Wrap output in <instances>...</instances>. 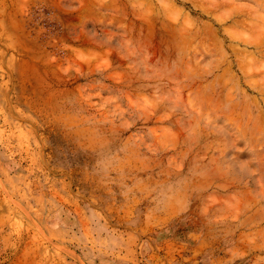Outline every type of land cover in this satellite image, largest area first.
Instances as JSON below:
<instances>
[{"label":"rangeland","instance_id":"rangeland-1","mask_svg":"<svg viewBox=\"0 0 264 264\" xmlns=\"http://www.w3.org/2000/svg\"><path fill=\"white\" fill-rule=\"evenodd\" d=\"M0 264H264V0H0Z\"/></svg>","mask_w":264,"mask_h":264},{"label":"bare ground","instance_id":"bare-ground-1","mask_svg":"<svg viewBox=\"0 0 264 264\" xmlns=\"http://www.w3.org/2000/svg\"><path fill=\"white\" fill-rule=\"evenodd\" d=\"M208 25V24H207ZM205 28V27H204ZM206 29V28H205ZM184 31V29H182V32ZM206 32H207V30H206ZM184 33V32H183ZM188 32H186V34H187ZM185 34V33H184ZM182 35V34H181ZM193 37V36H192ZM182 39V38H181ZM188 41V40H187ZM211 44V43H210ZM190 45V44H189ZM213 45H215V44H213ZM216 46V45H215ZM188 60V59H187ZM196 64V63H195ZM224 71H226V69L224 70ZM222 76V75H221ZM223 77V76H222ZM225 86V85H224ZM214 91V90H213ZM214 93V92H213ZM258 116V115H257Z\"/></svg>","mask_w":264,"mask_h":264}]
</instances>
